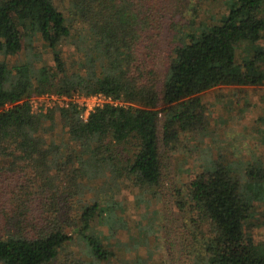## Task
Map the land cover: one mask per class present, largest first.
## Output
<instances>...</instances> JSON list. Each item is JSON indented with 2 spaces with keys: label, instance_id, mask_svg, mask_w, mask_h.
I'll list each match as a JSON object with an SVG mask.
<instances>
[{
  "label": "trees",
  "instance_id": "obj_1",
  "mask_svg": "<svg viewBox=\"0 0 264 264\" xmlns=\"http://www.w3.org/2000/svg\"><path fill=\"white\" fill-rule=\"evenodd\" d=\"M165 1L0 0V264H181L158 242L162 200L205 225L196 262L264 264V244L243 233L264 221V160H195L202 170L172 186L181 163L170 175L161 150L207 136V91L264 85V0H204L225 13L173 23L159 72ZM43 92L110 101L86 119L74 104L34 113L26 100ZM127 186L141 196L121 199Z\"/></svg>",
  "mask_w": 264,
  "mask_h": 264
},
{
  "label": "rangeland",
  "instance_id": "obj_2",
  "mask_svg": "<svg viewBox=\"0 0 264 264\" xmlns=\"http://www.w3.org/2000/svg\"><path fill=\"white\" fill-rule=\"evenodd\" d=\"M165 2L166 11L164 12L166 18L162 19L164 29L160 31L161 36L156 46L155 62L157 63V70L159 72L162 71L161 64H163V57L165 55L164 50L173 46L176 39L173 35L174 32L169 28L173 23L187 26V23L192 21L197 22L202 19L206 20L218 12L225 13L222 1L166 0ZM257 44L264 46V37ZM246 46V43H242L237 49L238 59L248 52L246 51ZM43 52L44 50L42 47L40 48L39 44L38 48L33 52L34 55L30 57L37 67L41 65L43 58L48 57ZM37 54H39V57ZM25 58L26 56L18 54L13 57L9 56L6 59L9 65L13 67ZM203 101L205 109H207L205 112V122L208 127V134L203 141L191 139V142H189L182 139V144L189 145L187 153H184L183 149L178 146L176 148L178 150L175 149L176 153H170L163 147L161 148L165 153L164 164L166 172L170 175L175 174H173V170L177 165L176 160L181 163L183 171L182 175L179 173V176L177 175L175 179L172 177L169 185L173 186L175 180L183 178L184 175L200 172L202 169L199 164L195 163V160L202 163L204 161L213 163L220 158H225L237 163L241 161L239 159H244L249 152L264 160V85L215 88L204 93ZM59 130L61 131V127L58 126L57 131ZM57 134L59 137L58 132ZM62 135L63 132L61 131ZM196 144L210 146L213 150L203 154L194 153L193 156H190L191 152L196 151L197 147L194 146ZM250 158H252V155ZM141 194L142 192H135L131 186H127L122 190L120 198L131 202L134 197H140ZM255 208L257 213L254 215H256L257 219L259 217L258 214L264 211L263 202H256ZM134 210H131L132 215H136V211ZM141 211H143L142 207ZM160 218L157 236L158 242L163 243L161 251L164 252V259L167 258L168 253H172L178 263L202 264L200 261L196 262L198 259L195 257L199 250L200 241L206 236L207 229L205 225L204 227L194 226L189 221V214L178 212L169 200H162ZM252 219L245 223L243 233L251 237L255 244L263 245L264 221ZM98 230L106 232V229L102 226H99ZM185 258L188 260L186 263H184L186 261Z\"/></svg>",
  "mask_w": 264,
  "mask_h": 264
},
{
  "label": "built area",
  "instance_id": "obj_3",
  "mask_svg": "<svg viewBox=\"0 0 264 264\" xmlns=\"http://www.w3.org/2000/svg\"><path fill=\"white\" fill-rule=\"evenodd\" d=\"M34 113L46 112L53 107H67L70 104L76 105L78 108H83L81 117L86 119L89 112L95 107L102 105L104 102H109L110 99L101 94L83 95L78 92L72 94H57V93H35L26 100Z\"/></svg>",
  "mask_w": 264,
  "mask_h": 264
}]
</instances>
